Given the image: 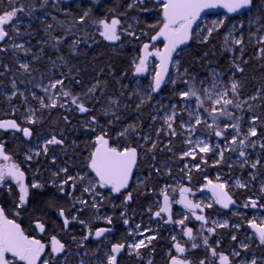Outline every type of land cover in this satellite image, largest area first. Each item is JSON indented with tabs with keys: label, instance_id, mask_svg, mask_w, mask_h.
I'll return each instance as SVG.
<instances>
[{
	"label": "trees",
	"instance_id": "obj_1",
	"mask_svg": "<svg viewBox=\"0 0 264 264\" xmlns=\"http://www.w3.org/2000/svg\"><path fill=\"white\" fill-rule=\"evenodd\" d=\"M256 2L259 3V0H256ZM131 3H133V0H47L46 4L44 0H18V6L24 4L29 9L34 7L31 15L26 11L23 13L25 17L21 16V20L27 19L30 23V29L23 30L19 35V39L24 41L25 47L31 48L32 54H36L40 58L33 60L32 54L25 56L23 52H17L16 57H19L20 61L30 62L32 68L38 70L32 73V76L37 80L41 79V74H44L47 80L65 79L66 89L74 94L83 93L97 80L106 85L103 94L99 90L96 93L99 100L85 101L86 106L92 109L90 113H80L74 105L70 104L65 108L56 107L36 111L35 118L38 119V122L27 125L34 135L31 144L42 137L50 138L53 134L64 141L62 145H50L48 155H41L32 165L35 170L39 169L37 179L50 181L51 173L63 167H67L68 174L71 175L78 172L84 174L89 171L85 166L86 157L91 151L90 142L94 140L95 133L87 130L85 125L90 117L94 115L101 125H106L109 119L114 120L113 135L120 128L130 123L139 125L140 137L150 136L151 134L150 142L140 139L143 148L139 149L141 159L138 174L144 177V185L133 188L131 191L132 199L126 204L122 202L121 198H107L109 193L106 196L107 192H103L106 198L101 202L98 212L95 209L86 207L84 211L77 212L76 209L84 206L76 203L75 208H73L74 201L57 193L56 189L49 184L39 194L37 190L31 189L28 210L19 209V215H15L17 209L14 201L18 198V190L15 183L9 181L12 192L9 194L6 189H0V204L5 209L6 214L9 215V218H15L26 231L29 229L34 230L36 219H42L46 225V238L48 240L50 236L55 235L68 243L69 252L72 253L69 264H80L81 257L89 264L93 263L96 258L104 260V253L108 250L102 249L103 245L95 244L91 238L84 241V248L77 249L76 244L72 241L73 236L79 240L89 230L94 234L97 228L109 227L116 231V234L109 238V249L114 243H125L127 245L133 239L129 232L132 233L134 225L140 219L143 221L142 224L154 228L156 238L151 242L149 248L140 252L139 256L136 254L126 255L120 258L118 264H148L149 260L152 264H170L169 253L173 251L175 253L172 247L174 241L171 236L173 224L171 225V222L165 223L166 220H157L154 215L159 210L157 206L163 203V197L160 195L162 188L166 187L168 189L170 199L173 200L172 189H174L175 182L183 187L191 188L192 191L189 194L199 195L201 193L200 195H202L204 192L199 193V189L207 183L206 179L217 181V177L220 176L229 185H233L239 179L247 187L230 191L229 194L235 201L233 208L226 211L219 208V204H215L211 208H205L203 212L199 210L196 215H204L209 220L206 225L197 221L195 216L189 213L190 220L185 223V226L193 229V235L196 237L195 242L200 244V247L190 249L191 258L193 264H199L200 260H205V264H208L209 260H213L214 264H218V258L211 257L210 251L203 245V238L207 237L209 245L216 248L218 253L222 252L230 256L235 250L248 259L255 256L259 264L264 259V246L258 247V241L250 242L247 236L246 238L243 237L246 231L254 236L248 225L250 215L255 210L264 214V207H260V205H264V192H261L264 181V149L259 147V143L264 142V124L261 123V121H264V93L255 100L249 99V97L257 94L258 89H264V57L259 56V50L264 45L257 43L249 35L252 32L248 23L251 14L226 19L225 26L213 32L207 43L196 41L178 57L181 61V72L187 68L188 72L195 76L197 80L206 81L205 85L198 84V87L210 86L213 72L220 73L225 82H229L231 79L240 82V99L242 101L247 100V104L244 105L243 110L233 108L229 110L235 116L242 117L241 127L244 131L249 127L253 115L260 116L261 120L257 121L256 124L258 136L251 138L258 141L257 146L245 149L249 164L241 167L240 161L243 158L239 156L238 151L226 150L224 158L219 163H216L219 159L216 154H208L207 163L202 162L201 157L194 160L181 158L183 152L188 148L186 137L179 127L182 120L187 121L189 119L186 114H182V116L179 114L177 117L175 125L177 135L172 136L162 131L157 135V130L161 129L160 127L163 125L158 121V118L167 110V107L164 106L177 104L178 109L182 108L179 97L173 91V85L168 84L164 90L154 94L152 102L138 111L136 110L138 97L132 96L129 98L130 94L137 88H147L150 77L139 78L134 75L132 61L140 55L142 44L149 42L148 37L141 34L142 31L152 34L154 30L150 29L148 25L158 24L161 13L157 0H145L144 4L136 3L132 8H128ZM41 5L44 6L41 7ZM0 7H7V0H2ZM144 8H147L148 11H144ZM88 9H91L88 22L84 25L73 26L72 22ZM113 9L115 11H112ZM113 16H117L121 20L122 28L135 32L139 39L122 35L120 41L109 42L104 40L99 35V30H101L99 25H94L92 21L104 18L110 20ZM237 20L243 22L244 25L241 29L244 34L243 44L240 47L231 49L230 45L225 46L224 37L231 23ZM260 23H264V21H260ZM48 25H52V28L49 29ZM260 34H264V30ZM202 35H207L206 29L203 30ZM52 37L62 38V42L56 48L52 47L54 43ZM77 40L79 43L73 51L71 46L73 41ZM4 46L10 50L0 53V72H4V75L0 76V120L15 119L21 126L25 127L24 124L27 123L24 117L29 114L27 107L39 109V104L37 100L32 98L31 92L38 93V96H43V94L39 89L27 83L31 77L27 74L20 75L18 64L15 62L16 57L13 56L11 51V42L9 41ZM157 46L162 48L163 44L157 42ZM241 49H243L242 52ZM61 56L67 63L58 59ZM50 61L56 62L55 67ZM233 61L244 69L242 73L235 71ZM4 65H7L9 70L5 71ZM61 73L69 75L65 78L61 76ZM73 78L80 80L81 83L75 84ZM12 79H17V87L24 91L28 99L26 104L23 102V98L19 96L11 100V105L16 106L15 111L12 109L6 110L10 105L6 102L5 95L10 94L12 91L10 87ZM20 79H23L25 83H20ZM184 87L180 81H177L175 85L177 90ZM1 94L3 95L1 96ZM109 97L119 100L122 105H128V107L113 106V111L120 117L119 120H115L111 114L106 116L100 111L107 104ZM249 106H252L253 111H248ZM65 116L68 117L67 122L63 119ZM153 116L157 117L156 120L152 119ZM232 122L234 121H229L224 117H221L218 121L221 128ZM208 123H211L210 119H208ZM195 133L196 136L202 135L224 148L231 147L224 139L216 137L210 129L203 125L196 126ZM233 134L232 129L229 128L228 138L230 139ZM132 139L137 138L134 136ZM153 142L157 145L155 149H152ZM0 143L7 147L8 154L26 172L31 171L25 161L27 147L30 144L24 135L0 134ZM169 148H171V151L168 150ZM53 157H55V163L52 162ZM257 159L260 160V164L256 169H252L249 165ZM187 162H191L192 167L196 164L200 165L199 169H195L190 174L191 181L188 180L185 174L187 173L185 171ZM156 169H159V172ZM253 175L255 179L252 178ZM89 177H92L91 173H89ZM82 188L83 184L78 187L75 196L81 197L83 195L84 199L90 201V197L82 192ZM99 191L101 190L99 189ZM53 194L56 196L57 204L66 209V215L69 218L75 215L78 220H84L87 226L80 224L78 220L72 221L68 230L65 231L58 211L55 208L48 207L46 203ZM250 197L258 201L255 209L250 206L244 207ZM175 198L177 199V196ZM68 209H71V211H67ZM176 211L179 212L180 209ZM236 211L240 213H236ZM105 212L107 216L112 217V224L106 223L101 218V215ZM132 215L135 219H132ZM215 216L227 217L230 227L215 228L214 233L210 234L206 229L213 227L211 219ZM125 219L129 221L127 225L124 224ZM236 225H239V227H235ZM36 233L32 235L36 236ZM233 236L236 237L235 240L232 239ZM242 242L248 243L250 247L247 250L243 249L239 246ZM77 251L80 252V256L75 255ZM85 252L88 254L85 255ZM93 252H95V255H92Z\"/></svg>",
	"mask_w": 264,
	"mask_h": 264
},
{
	"label": "snow or ice",
	"instance_id": "obj_2",
	"mask_svg": "<svg viewBox=\"0 0 264 264\" xmlns=\"http://www.w3.org/2000/svg\"><path fill=\"white\" fill-rule=\"evenodd\" d=\"M2 2V0H0ZM47 3V0H44ZM140 3L144 4L145 0H133V3L128 5V8H132L134 4ZM157 4L160 8L161 18L158 24H149L148 27L153 29V33L143 32L142 35L147 36L149 42L143 43L140 50V55L132 61V67L134 69V75H146L151 76V80L147 88H137L132 96L138 97V102L136 103V110L138 111L146 104L150 103L154 99V94H158L162 87L171 84L173 85V91L176 96L179 97V101L182 104V108L178 109L177 104H172L170 113H165L162 117L164 125L167 126L168 134L175 136L177 132L173 125L176 122V117L180 114V111H186L189 120L181 121L180 127L187 129L190 132L195 131L196 126L203 125L204 127L210 129L216 137H221L224 139L228 145L231 147L225 149L232 152L238 151V154L243 158L240 163L241 167L249 164L247 159L246 148H255L258 141L252 140V137H257V121L261 120L260 116L253 115L250 119V125L246 131L241 127V116H235L230 108L236 110H243L244 105L247 104V100H241L239 94V88L241 87L240 82L237 80H232L230 82V88L227 85H223L219 76L220 73L213 72L211 75L213 77L210 86L198 87L199 85H205V80H197V78L188 72V69H183L181 72V61L178 58L180 52L184 51L181 46H187L188 42L195 38L199 39L201 43H207L209 37L212 36L213 32L218 31L221 27L225 26V20L221 19L218 21H213L212 26L206 29L207 35H201L200 32L194 30L193 25L201 18V13L206 9H216L223 8L226 9L229 14H243L249 15L255 12V16L249 15V27L253 24H258L256 32L264 30V0H157ZM44 5H41L43 7ZM148 11L147 8L143 9ZM28 12L29 15L34 11L27 8L24 4H19L18 0H7V7H0V53L9 51L8 47H5L9 41H11V51L13 56L16 57L17 52H23L25 56L32 54L31 48L25 47L23 43H15V39L19 36V23L21 21V14ZM112 11H115L114 9ZM91 9L83 12L78 18H76L72 23L75 25H84L88 22L90 17ZM55 19V17H54ZM92 23L99 25V35L106 41L116 42L121 40L122 35L131 36L135 39H139V36L135 32L128 31L126 28L121 27V20L117 16H113L110 20L108 18L100 19L98 21L93 20ZM244 27L243 22H240L239 29L235 24L231 26V31H229L224 37V44L227 46L229 42L233 45H242L243 36L237 38L234 33L241 30ZM51 29L52 25H48ZM70 31V30H69ZM256 32H250V37L255 36ZM231 38V41H230ZM54 43L53 48H56L62 42L60 37L51 38ZM157 42L163 44V47H158ZM79 41H73L71 46L72 50L75 48ZM257 43L264 45V35L260 36ZM58 50V49H57ZM179 50V51H178ZM230 50V49H228ZM243 49H241V52ZM175 54V56H174ZM33 55V60L39 59L40 57L36 54ZM259 56L264 57V47L260 48ZM150 58H154L157 63H155L150 69ZM259 58V57H258ZM59 60L64 61V58L58 57ZM18 64V70L20 75L23 76L27 74L31 77L27 83L31 84L32 87L40 89L44 93L43 96H38L35 92H31L33 99L37 100L39 104V109H28V115L24 117V120L28 124H35L38 119L35 118L36 111L42 109H52L56 107L65 108L67 105H74L80 113H90L91 108L86 106L85 101L99 100L96 96L99 90L101 94L104 92V87L100 80H97L90 87L86 89L83 93H72L65 87V79H49L47 84H44V74H41V79L37 80L32 76L34 71L30 62H22L19 57H16ZM50 63L55 67V61H50ZM64 63H67L64 61ZM246 63V61H245ZM170 66L175 69L176 76L170 74ZM233 67L236 72H243L244 69L240 65L235 64L233 61ZM5 71L9 70L7 65H4ZM71 69L69 70V74ZM61 73V76L67 78V75ZM4 72H0V76H3ZM167 77V79H166ZM187 77V78H185ZM74 79L75 84H80L81 81ZM177 81H180L185 87L183 89L177 90L175 85ZM20 83H25L23 79H20ZM12 91L8 94L7 98L9 103L11 100L17 96L23 98L24 103H27V97L24 91H21L17 87V79H12L10 85ZM231 93V96H230ZM264 93V89H258L257 94L249 97L251 100L257 99ZM123 95V93H121ZM67 98V99H64ZM47 101V102H46ZM62 101V102H61ZM194 102V107H193ZM123 106L128 107V105H122L117 99L111 97L108 98L106 105L100 109V111L108 116L111 114L115 120H119L120 117L116 115L113 111V106ZM207 105V106H206ZM167 107V106H164ZM15 111V109H13ZM248 111H253L252 106H249ZM221 117L227 118L229 121H234L232 123L225 124L223 128L220 127L218 121ZM157 117L153 116L152 119L156 120ZM65 122L68 121V117H63ZM208 119L211 123H208ZM194 120V123L192 121ZM264 124V121H261ZM114 125V120L109 119L106 125H101L96 116H91L85 125L86 129L95 133L94 140H91L90 147L91 151L86 157V168L88 172L81 174L76 173L75 175L68 174V168H59L57 171L51 173L50 181H43L39 179H33L30 185L25 183V172L21 170L20 164L13 162L11 164L0 163V189H6L9 194L12 192V187L9 181L15 183L18 190V198L14 201L15 208L17 209L15 215H19V209H27L29 204L30 189L37 190V193H42L44 189L49 186L56 189V192L69 197L74 201L72 207L75 208V204L78 203L84 207L76 209L77 212L84 211V208L95 209L99 211L101 202L105 199L104 193L99 191V189H109L111 193L121 194L123 190L129 187V182L133 177V170L138 167V160L140 157L139 149L143 148L140 143V139L148 141L150 136L140 137L139 125L136 123H130L126 126L120 128L115 134H112V127ZM231 128L233 135L228 138V129ZM0 130H15L22 132L25 137L30 138L32 132L28 127H22L17 123L15 119L0 120ZM164 129H158L157 135L160 134ZM137 139L133 140L132 137ZM64 143L62 138H58L57 135L53 134L50 138L45 139L43 144L38 146L35 150L29 149L25 154V161H33L35 158L41 155L47 156L49 152L50 145H62ZM171 143V142H169ZM190 148L183 152V156H191L193 159L196 158L198 153H213L219 156L216 163L224 158V150H220V145L217 144L213 148L209 143L205 142L203 139L197 138L195 141L188 139L186 141ZM156 143H152V149L156 148ZM259 147L264 149V142L259 143ZM150 149V150H152ZM171 151V148L168 149ZM12 157L5 153L4 145L0 143V160L9 161ZM202 162L207 163L204 157H201ZM55 163V157L52 160ZM260 164V160L257 159L255 162L250 163L252 169H256ZM187 168V165L185 166ZM193 167L199 169L200 165L196 164ZM159 172V169H156ZM183 171V169H182ZM37 168L34 172L38 173ZM89 173L94 174L89 178ZM190 173V170H189ZM189 173H185L188 180L191 181L192 177ZM63 174V175H62ZM255 179V176H252ZM86 182V183H85ZM83 184L82 192L88 194L90 201L81 197H76L75 192ZM236 186L240 188L247 187L246 184L241 183L238 179L236 181ZM208 190L212 192L215 198V203L221 205L224 209L229 208L230 205L235 204V201L229 195L226 190V183H213L211 180L207 181L205 185ZM176 189H172L175 191ZM191 188L181 186L179 188L180 199L175 201L183 205L185 208L192 211V215L195 216L197 221H202L207 223V218L204 215H196L195 210L200 209L203 211L201 204L193 203L192 200L188 199V194L191 193ZM261 192H264V185L261 186ZM160 195L163 197V206L159 208L158 211L154 213L156 217H161L162 213H170V196L167 188L162 189ZM99 198V199H98ZM132 199V193L128 192L124 198V203ZM48 207L55 208L58 211L59 217L62 218L63 228L65 231L68 230L69 224L72 221H77L78 217L73 215L69 218L66 215V209L60 207L56 202V196L53 194L46 201ZM258 205V201L253 198H249V201L245 203L244 207H251L255 209ZM206 208H211L212 204L204 205ZM264 207V205H260ZM67 211H71L68 209ZM123 215V214H122ZM98 218V217H97ZM106 223L112 224V217H104ZM188 219L185 216L184 219L176 220L174 223L181 226L185 225V220ZM80 224L87 226L84 220H78ZM128 220H124V224H128ZM172 222L171 215L165 223ZM215 223V222H213ZM249 227L253 229V234L255 239L258 241V247L264 246V221L257 223L255 219L248 222ZM217 227H227V222L223 224H217ZM139 229V225L136 226ZM235 227H239L236 225ZM34 230H38L39 233L47 235L46 225L42 219L37 218L35 221ZM208 233H214L215 227H208ZM109 228H97L94 232V237L99 239L105 236L106 232H110ZM132 233L129 232V235ZM141 236L144 235L143 232L139 233ZM188 237L191 243L190 248L196 249L200 247V244L196 243V237L193 235L192 228H186L183 233ZM93 235L92 231L89 230L86 235H83L79 240L75 236L72 237V241L76 244L77 249L84 248V241L89 240ZM155 236H147L145 239L151 243ZM145 239L139 241L125 244V243H114L111 245L110 249L104 253L105 260L97 261V264H118V256L125 250L128 249L131 255L133 250L137 256L140 255L139 250L142 247H147ZM233 240L236 239L235 236L232 237ZM174 241L172 247L175 249L176 253L180 255H172L169 253L170 264H193L192 261L187 259L186 253L190 250L189 248L183 246L179 241H177L176 236L172 237ZM218 244V242H217ZM203 245L207 248L211 257L218 258V264H231V260L228 255L222 252L218 253L216 248L211 247L208 243V238H203ZM241 247L247 250L249 244H241ZM88 253L85 252V255ZM72 253L69 252V245L66 241H62L57 238V236H50L47 243L43 242L42 238H37L29 234L22 226L18 223L15 218H9L6 214L5 209L0 207V264H69V258ZM75 255L80 256V252L77 251ZM95 255V252L92 253ZM233 256H239V252H233ZM80 264H89L85 261L83 257L80 259ZM148 264H152L149 260ZM199 264H205V260H200ZM208 264H214L213 260H209ZM242 264H258V260L255 256L248 261L242 262ZM259 264H264V260H261Z\"/></svg>",
	"mask_w": 264,
	"mask_h": 264
},
{
	"label": "rangeland",
	"instance_id": "obj_3",
	"mask_svg": "<svg viewBox=\"0 0 264 264\" xmlns=\"http://www.w3.org/2000/svg\"><path fill=\"white\" fill-rule=\"evenodd\" d=\"M255 12H253V13H251V15L252 16H255V14H254ZM21 16H23V17H25V15L24 14H21ZM221 19H223V20H225V24H226V19H227V16H225V15H221V16H215V17H209L208 19H206L205 21H204V24H203V26H202V32H203V30H205V29H207L208 27H211L212 26V22L213 21H218V20H221ZM240 23V21H234L233 23H231V25H230V27H229V29H228V31H227V33L229 32V31H231V26L233 25V24H235L236 26H237V28L239 29V27H238V24ZM18 27H20L19 28V33L21 34L22 32H23V30H29L30 29V23L27 21V19H24V20H21L20 21V23H19V25H18ZM257 27H258V24H253L251 27H250V29H251V31L252 32H256V29H257ZM263 31V30H262ZM261 32V31H260ZM260 32H256V35L255 36H251V39H253L254 41H256L257 42V40L259 39V37L260 36H262V35H264V34H260ZM19 34V35H20ZM29 34H31V33H29ZM234 35L237 37V38H239V37H241V35L244 37V34L242 33V30H238V31H236L235 33H234ZM27 36V35H26ZM230 41H231V38H230ZM15 42L16 43H23L24 44V41H22V40H19V36H17L16 37V39H15ZM230 45V47H231V49H234V47H240L241 45H239V46H237V45H233V44H231V42H229V44L227 45V46H229ZM22 61V60H21ZM150 69L152 68V66L155 64V63H157V61H155L154 60V58H150ZM22 62H25V61H22ZM173 71H174V74L172 75L173 76V78H175V76H176V72H175V69H173ZM150 77V80H151V76H149ZM212 77V76H211ZM212 79H213V77H212ZM219 80H220V82L223 84V85H227L229 88H230V82L232 81V80H235V79H231L229 82H225L224 81V79H223V76L222 75H220L219 76ZM238 81V80H237ZM48 83V80L44 77V84H47ZM40 90V89H39ZM41 93L44 95V93L41 91ZM37 95H38V93H36ZM6 96V102L10 105V109H15L16 108V106H12L11 104V102L9 103V100H8V98H7V96H8V94L7 95H5ZM230 96H231V93H230ZM14 99V98H13ZM12 99V100H13ZM24 102V101H23ZM47 102V101H46ZM27 103H28V99H27ZM171 105H168L167 106V111L165 112V113H170V111H171V107H170ZM207 106V105H206ZM193 107H194V102H193ZM30 107H27V110L29 109ZM165 113L161 116V117H159L158 118V121L160 122V123H162L163 125H162V127H160V128H163L164 130L162 131V132H165L166 134H168V130H167V126L166 125H164V122H163V119H162V117L165 115ZM182 114H186L187 116H188V114H187V112L186 111H182V112H180V116H182ZM178 117V116H177ZM177 117H176V122H175V124L173 125V127L175 128V130L177 129L176 127H175V125H176V123H177ZM188 118H189V116H188ZM189 120V119H188ZM187 120V121H188ZM192 123H194V120L192 121ZM180 127V126H179ZM180 129H181V132H182V134L186 137V140H188V139H192L193 141H195L197 138H200V139H203L205 142H207V143H209L213 148H215V146L217 145L216 143H213V142H211L210 140H208L206 137H204V136H202V135H197L196 136V133L193 131V132H190V131H188L187 129H184V128H181L180 127ZM196 136V137H195ZM45 139H48L47 137H42V138H40V139H38V140H36L35 141V143L33 144V145H31L30 147H29V149H33V150H35L38 146H40V145H42L43 144V141L45 140ZM150 139H151V134H150ZM150 139L148 140V142H150ZM190 148V145H188V148H187V150ZM225 149H227L226 147L224 148V147H222V146H220V150H224V153H225ZM186 150V151H187ZM208 154H213V153H208ZM208 154H204V153H198L197 155H196V158H198V157H204V159L206 160L207 159V156H208ZM185 159H190V160H194L191 156H183ZM186 165H187V168L185 167V171H187V173H189V170H190V173L189 174H191L196 168L195 167H192L191 166V162H187L186 163ZM185 165V166H186ZM144 177H139L138 178V181H137V183L136 184H138L140 187L141 186H143L144 185V179H143ZM207 181L208 180H211V179H206ZM206 181V182H207ZM213 183H226V185H227V188H226V190L230 193V191H232V190H234V189H238V188H240V187H237L236 186V182L235 183H233V185H229V183L227 182V181H224V179L222 178V177H220V176H218L217 177V181H213V180H211ZM241 181V180H240ZM242 183V182H241ZM137 185V186H138ZM262 185H264V181H263V183H262ZM182 185H180L179 183H177V182H175V185L173 186V188L174 189H176L175 191H173L172 192V194H173V196H174V198H173V200L172 199H170V213H162L161 214V217H157V220H160V221H165V220H167L168 219V216L169 215H171V217H173V215H172V211H173V208H174V206L175 205H179L180 206V204L179 203H175V201H178L179 199H180V193H179V188L181 187ZM166 187H163L162 189H165ZM204 190V188H200L199 189V193L201 192V191H203ZM201 194V193H200ZM193 195V194H189L190 196H192L193 197V199H195L196 200V202L197 203H199V204H201V207L203 208V210L206 208V207H204V205H207V204H212V206L213 205H215L216 203L214 202L215 201V198L213 197V195H211V194H209V195ZM175 196H177V199L175 198ZM217 205V204H216ZM161 206H163V203L161 204V205H158L157 206V208L159 209ZM180 211H181V209H180ZM180 211L178 212V213H180ZM182 214H185V212L184 211H182L181 212ZM236 213H240L239 211H236ZM253 219H255L256 220V222L257 223H261L262 221H264V214L263 213H261L260 211H256L255 210V212L252 214V215H250V218H249V221L250 220H253ZM141 222H143L142 221V219H140L135 225H134V227H133V229H132V237H133V239H132V242L131 243H133V242H136V241H139V240H141V239H145V237H147V236H155V233H154V228L152 227V226H149V225H144V224H142ZM213 222H215V223H213V227H215V228H228L229 226H230V223L228 222V220H226L225 218H218V219H215ZM225 222H227V227H217L216 225L217 224H223V223H225ZM137 225H139L140 227H139V229H137ZM252 230V229H251ZM253 231V230H252ZM140 232H143L144 233V235L143 236H141L139 233ZM173 234V233H172ZM182 234H183V232H182ZM178 235L180 236V234L179 233H176L175 235H172V237L173 236H176V238H178ZM184 235V234H183ZM245 235L248 237V239H251L253 236L250 234V233H246L245 232ZM93 236L94 235H92L90 238H93ZM185 236V235H184ZM153 241V240H152ZM151 241V242H152ZM145 243L148 245L147 247H142L140 250H139V253L142 251V250H146L147 248H149V246L151 245V243H149L148 242V240L147 239H145ZM241 244H244L243 242L242 243H240V245L239 246H241ZM233 252H237V251H233ZM232 252V253H233ZM132 253H134L135 254V250H133V252ZM241 256V255H240ZM240 256H233V257H240ZM232 258V257H231ZM252 259V258H251ZM251 259H248L247 257H244V256H241L240 257V260H239V262L238 263H234V264H242V262H248V261H250ZM258 260V259H257ZM232 261V260H231ZM95 264H97V262L95 263Z\"/></svg>",
	"mask_w": 264,
	"mask_h": 264
},
{
	"label": "flooded vegetation",
	"instance_id": "obj_4",
	"mask_svg": "<svg viewBox=\"0 0 264 264\" xmlns=\"http://www.w3.org/2000/svg\"><path fill=\"white\" fill-rule=\"evenodd\" d=\"M220 14H223V13H219L218 15L219 16H221ZM243 15V14H242ZM242 15H240V16H242ZM209 16H214L213 14H208V15H205L204 17H202L201 19H199L197 22H196V24L195 25H193V28H194V30L195 31H197V32H200L201 33V35H202V26H203V24H204V21L206 20V19H208L209 18ZM20 40V39H19ZM196 41H199V39H197V38H195V36H194V38L192 39V40H190L189 41V43H188V46L187 47H185L184 48V51H186L194 42H196ZM11 42V41H10ZM16 43V42H15ZM179 51V50H178ZM184 51H182V52H180V54L181 53H183ZM174 56H175V54H174ZM174 74V71H173V68H172V72H171V75H173ZM143 77H146V75L145 76H143ZM3 94H1V96H2ZM2 100V99H1ZM16 109V108H15ZM6 110H10V108H7ZM167 111V110H166ZM165 111V112H166ZM164 112V113H165ZM163 113V114H164ZM162 114V115H163ZM161 115V116H162ZM160 116V117H161ZM6 120H8V119H6ZM18 123V122H17ZM19 124V123H18ZM27 125H28V123L27 124H24V126L25 127H27ZM23 127V126H22ZM32 132V131H31ZM0 134H5V135H13V134H17V133H14V132H10V133H5V132H1L0 131ZM17 135H23V133L21 132V134H17ZM25 137V136H24ZM33 138H34V135H33V133H32V136L30 137V138H28V137H25V139L29 142V144H30V146L31 145H33L34 143H32L31 144V142H32V140H33ZM4 145V144H3ZM30 146H28L27 147V152H28V150H29V147ZM4 148L6 149V153L8 154V152H7V147L4 145ZM26 152V153H27ZM140 152V151H139ZM9 155V154H8ZM11 156V155H10ZM12 157V156H11ZM39 157H37V158H35L33 161H28L27 162V166L29 167V168H31V171H29V172H26L21 166V170H23L24 172H25V174H26V176H27V178H28V185H30L31 184V182L33 181V179L35 178V179H37V175H38V173H35V176H34V172H35V169H34V167L32 166L35 162H36V160L38 159ZM140 159H141V153H140V157H139V160H138V168H137V170H136V173H135V175H134V177H133V182H132V184H131V186L129 187V189H127V190H125V191H123L121 194H115V193H111L110 192V190L109 189H100L102 192H107V194H106V196L108 195V193H109V195H108V197L107 198H109V197H116V198H121V200H122V202H124V198H125V196L127 195V193L128 192H131L132 190H133V188L135 187V186H137L138 184H136L137 183V181H138V178L139 177H142V176H139V174H138V171H139V169H140ZM13 162H16L14 159H13V157H12V159L10 160V164L11 163H13ZM0 163H4V162H2V161H0ZM17 163V162H16ZM33 168V169H32ZM92 174V173H91ZM92 176H94V174H92ZM89 178H91V177H89ZM207 184V183H206ZM205 184V185H206ZM205 185H203V186H201L200 188H204V190H203V195H209V193H207L206 192V188H205ZM138 187H140L139 185H138ZM30 191H31V189H30ZM188 196L191 198V200L194 202V203H197L196 202V200H194L193 199V197L192 196H190L189 194H188ZM104 197H105V195H104ZM106 198V197H105ZM30 199H31V193H30V196H29V204H28V206H27V210H28V208H29V206H30ZM99 199V198H98ZM128 202H130V201H128ZM125 204V203H124ZM2 207V206H1ZM220 208V207H219ZM178 209H181V211H180V213H178V211H176V210H178ZM199 210L200 209H198L195 213H197V212H199ZM182 211H184L185 212V214H182L181 212ZM201 211V210H200ZM227 211V210H226ZM173 213H172V215H173V217H171L172 218V222H171V225L173 224V226H172V229H171V236L172 235H175L176 233H179L180 234V236L178 235V238H177V241H179L183 246H185V247H187V248H189V249H191L190 248V246H191V243H192V241H190L189 239H188V237L187 236H184L183 234H182V232L184 233V231L186 230V228H189V227H186L185 225H183V226H181V225H179V224H176V223H174V221H176V220H180V219H184L185 218V216H187L188 217V219H186L185 220V223H187L189 220H190V218H189V213H192V212H190V211H187L185 208H183L181 205L179 206H177V205H175L174 206V208H173V211H172ZM201 212H203V211H201ZM104 217H107V215H106V212L105 213H103L102 215H101V218L103 219V221H105V219H104ZM218 218H225L226 220H228V218L227 217H220V216H215V217H213L212 219H211V225H213V221L215 220V219H218ZM11 219V218H10ZM132 219H135L134 218V215H132ZM97 220V219H96ZM106 222V221H105ZM202 224H205L204 222H202V221H200ZM208 222H209V220H207V223L206 224H208ZM228 222H229V220H228ZM248 222H249V220H248ZM230 223V222H229ZM205 224V225H206ZM249 225V224H248ZM230 227V226H229ZM228 227V228H229ZM33 228H35V227H33ZM103 228H109V227H103ZM109 229H111V230H113L114 231V233L112 234V235H110V236H107L106 238H104L101 242H95V237L93 236V238H91L92 239V241L95 243V244H102L103 246H102V249H105V250H109V238L110 237H112L113 235H115L116 234V231L113 229V228H109ZM252 229V228H251ZM29 234H34V233H36V237L37 238H42V240H43V242H45V243H47L48 242V239L46 238V235H44V234H41V233H39V231L38 230H33V229H29L28 231H27ZM249 231H246V233H248ZM173 233V234H172ZM94 235V234H93ZM243 237L244 238H246V235H245V233L243 234ZM248 239V238H247ZM250 242H255V241H257L256 239H255V237L253 236L251 239H248ZM132 242V241H131ZM244 243V242H243ZM244 244H248V243H244ZM107 250V251H108ZM175 250V249H174ZM134 253H132L131 255H133ZM172 255H180V254H178V253H176V251H175V253H174V251L171 253ZM233 254V253H232ZM230 255L229 256V258L232 260V264H234V263H238L239 262V260H240V257L242 256L241 254V256L240 257H233V255ZM126 255H130L129 254V252H128V249L127 248H125V250L120 254V256H118V261L120 260V258H122V257H124V256H126ZM130 255V256H131ZM186 256H187V259H189L190 261H192L193 262V259L191 258L192 257V253H191V251L189 250L187 253H186ZM232 257V258H231ZM106 258H104V260H105ZM264 260V259H263ZM97 261H103L102 259H99V258H96L94 261H93V263H91V264H95Z\"/></svg>",
	"mask_w": 264,
	"mask_h": 264
},
{
	"label": "water",
	"instance_id": "obj_5",
	"mask_svg": "<svg viewBox=\"0 0 264 264\" xmlns=\"http://www.w3.org/2000/svg\"><path fill=\"white\" fill-rule=\"evenodd\" d=\"M219 13H225V14H227V16H228L229 18H236V17L242 15V14H229V13H227L226 9H223V8H216V9H206L204 12L201 13V18L204 17L205 15H208V14H210V15H211V14H213V15H218ZM201 18H200V19H201ZM188 43H189V42H188ZM187 46H188V45H187ZM187 46H183V45H182L181 47H182V48H185V47H187ZM169 71H170V74H171V72H172V67H171V66H170ZM140 76H145V75H139L138 77H140ZM166 79H167V77H166ZM167 85H168V84H167ZM167 85L163 86V87H162V90H164V89L166 88ZM162 90H161V91H162ZM0 131H1V132H5V133L14 132V133H17V134H21V132H18V131H15V130H7V131H5V130H0ZM4 151H5V153H6V149H5V148H4ZM6 154H7V153H6ZM0 161H2V160H0ZM2 162L7 163V164H10V160H9V161H2ZM137 168H138V167H137ZM137 168H135V169L133 170V177H134V175H135V173H136ZM133 177H132V179H131L130 182H129V187L131 186V184H132V182H133ZM25 183L28 184V178H27L26 174H25ZM129 187H128L127 189H129ZM127 189H125V190H127ZM125 190H123V191H125ZM206 192L212 194V192H211L210 190H208V188H206ZM188 199H190L189 196H188ZM190 200H191V199H190ZM180 205H181V204H180ZM181 206H182L183 208H185L183 205H181ZM0 207H1V204H0ZM231 207H232V205H230L229 208L224 209V208L220 205V208H222V209H224V210H229ZM185 209L188 210V211H190V210L187 209V208H185ZM197 210H198V209H196L195 212H196ZM190 212H192V211H190ZM113 233H114L113 230H111L110 232H106L104 237H101V238H99V239H96V238H95V242H101L104 238H106L107 236L112 235ZM230 260H231V259H230ZM231 264H232V262H231Z\"/></svg>",
	"mask_w": 264,
	"mask_h": 264
},
{
	"label": "bare ground",
	"instance_id": "obj_6",
	"mask_svg": "<svg viewBox=\"0 0 264 264\" xmlns=\"http://www.w3.org/2000/svg\"><path fill=\"white\" fill-rule=\"evenodd\" d=\"M228 193H229V192H228ZM209 194H210V193H209ZM211 195H212V194H211ZM229 195H230V194H229ZM190 199H191V198H190ZM193 203H194V202H193ZM219 206H220V205H219ZM233 207H234V204H232V207H231V208H233ZM231 208H230V209H231ZM252 230H253V229H252Z\"/></svg>",
	"mask_w": 264,
	"mask_h": 264
}]
</instances>
